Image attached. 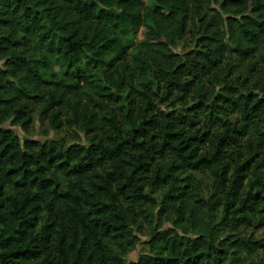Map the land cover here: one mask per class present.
Instances as JSON below:
<instances>
[{"label":"trees","instance_id":"1","mask_svg":"<svg viewBox=\"0 0 264 264\" xmlns=\"http://www.w3.org/2000/svg\"><path fill=\"white\" fill-rule=\"evenodd\" d=\"M187 35L195 48L176 52ZM28 100L86 142L4 127L28 131ZM254 226L264 0H0V264H261L246 261ZM144 229L149 251L128 262Z\"/></svg>","mask_w":264,"mask_h":264},{"label":"rangeland","instance_id":"2","mask_svg":"<svg viewBox=\"0 0 264 264\" xmlns=\"http://www.w3.org/2000/svg\"><path fill=\"white\" fill-rule=\"evenodd\" d=\"M146 3H149L151 0H143ZM145 37L144 29H141L136 35L130 37L129 39L132 40L134 43H138L142 41ZM195 48V41L190 36L187 35L186 38L181 41L177 48L175 49L178 53H186ZM4 62H1V67L3 69H7L4 66ZM53 62V61H52ZM50 63V71H52L53 75H55V80L58 81L63 77V68L62 65L57 64L56 62ZM64 78V77H63ZM100 76L94 77L91 80L94 81L96 84H101ZM12 81L14 79L12 78ZM80 83V87L84 85L83 80L77 79ZM74 83V82H73ZM90 88V86H89ZM13 93V92H11ZM88 93L91 97L96 98L98 101H106V98L104 97H98L95 95L91 90L88 89ZM72 95V94H71ZM88 97V96H87ZM84 97V101L88 102V98ZM24 101V100H20ZM29 102V108H30V117H31V124L29 125L28 131L24 130V127L20 124H13V119H9L5 124L4 127L13 129L19 137L24 139H34V140H40V141H47V140H62L64 144L70 145L74 144L76 142H86V138L84 136V133L80 131L79 127H77L74 124L67 125L65 124L62 130H54L51 127L50 120L48 116L43 111V106L41 104L36 103L35 101L28 100ZM63 116L62 120L65 121L66 115H69L70 119L72 120L73 113L70 108H65L62 111ZM197 180L200 182L201 192L204 196H208L212 193L211 183L206 175L203 174H195ZM172 227L171 222H166L164 225V229ZM249 235H254L255 238L259 239L262 242L263 248H261L256 254L252 256H247L246 261H256L258 263L264 264V226L258 227L254 226L250 230H248ZM138 236L140 238V243L136 246V248L129 254L128 256V262H136L140 255L145 254L149 251V246L147 244V241L149 240V231L148 229H144L143 233H138Z\"/></svg>","mask_w":264,"mask_h":264}]
</instances>
